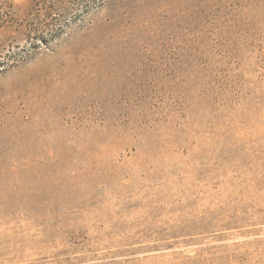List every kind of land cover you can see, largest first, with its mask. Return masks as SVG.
I'll use <instances>...</instances> for the list:
<instances>
[{
  "label": "rangeland",
  "instance_id": "rangeland-1",
  "mask_svg": "<svg viewBox=\"0 0 264 264\" xmlns=\"http://www.w3.org/2000/svg\"><path fill=\"white\" fill-rule=\"evenodd\" d=\"M0 264H264V0H0Z\"/></svg>",
  "mask_w": 264,
  "mask_h": 264
},
{
  "label": "trees",
  "instance_id": "trees-1",
  "mask_svg": "<svg viewBox=\"0 0 264 264\" xmlns=\"http://www.w3.org/2000/svg\"><path fill=\"white\" fill-rule=\"evenodd\" d=\"M44 5L45 9H51V6L47 7V3H45ZM76 17L77 16H74V18H69L66 24L64 25L55 23H46L42 25V27H39L37 30H35L34 38L42 43L45 42L48 38H54V36L58 35L57 33H61L62 31H64V29L69 25V23L75 20Z\"/></svg>",
  "mask_w": 264,
  "mask_h": 264
}]
</instances>
